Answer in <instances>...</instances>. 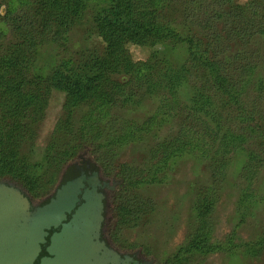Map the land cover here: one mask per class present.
Here are the masks:
<instances>
[{
	"label": "trees",
	"instance_id": "trees-1",
	"mask_svg": "<svg viewBox=\"0 0 264 264\" xmlns=\"http://www.w3.org/2000/svg\"><path fill=\"white\" fill-rule=\"evenodd\" d=\"M0 5L5 6L0 13V178L9 176L38 190L37 180L15 163L27 136L15 122L43 109L52 89L64 96L65 110L45 147L47 164L54 168L63 167L83 147L106 166L115 148L140 141L142 132L150 133L168 119L177 120L170 135L149 149L156 164L150 160L151 167L138 177L136 168L120 171L124 190L117 199L128 188L159 181L151 168H163L183 153L207 158L213 177H224L233 156L241 155L237 176L244 183L236 200V228L224 240L212 239V187L193 202L187 239L166 263L189 264L211 252L230 258L264 254V231L243 239L237 229L255 216L260 200L251 180L264 160V63L252 46L264 38V0H250L248 6L232 0H0ZM166 7L179 15L171 17ZM78 24L88 31L76 41ZM91 32L105 43L102 53L84 44ZM5 33L10 35L6 41ZM127 43L151 48L149 57L132 59ZM43 45L58 50L46 74L36 59ZM175 47L185 50L177 67L169 61ZM122 72V79L114 77ZM145 98L157 103L147 119L124 120L120 111ZM80 107L85 111L75 125L72 116ZM128 199L120 200L119 209L142 214L146 200L135 194Z\"/></svg>",
	"mask_w": 264,
	"mask_h": 264
},
{
	"label": "rangeland",
	"instance_id": "rangeland-1",
	"mask_svg": "<svg viewBox=\"0 0 264 264\" xmlns=\"http://www.w3.org/2000/svg\"><path fill=\"white\" fill-rule=\"evenodd\" d=\"M232 2L235 5L248 6L250 0H232ZM165 9L171 17L179 15L178 11H174V8L166 7ZM0 13H5L4 5H0ZM179 29L183 31L185 28L180 27ZM84 31H88V29L86 30L83 24H78L75 29L76 37L73 39L76 40L77 35L82 34ZM5 36L6 41L10 35L5 33ZM84 42L91 52L102 53L104 51L105 43L96 32L89 33L87 40ZM77 46V43H74V47ZM252 47L258 49L261 63H264V38L259 41V44ZM125 49L134 60H145L151 52V48L133 43H127ZM57 52V49L54 50L48 45L38 48L37 66L41 68L43 74L49 72L52 61L57 57ZM184 56V47H175L170 51V65L177 67ZM261 71L264 76V67ZM123 76V72L114 75L119 80ZM63 101L64 96L61 92L52 89L47 103L42 104L43 109L35 110L36 112L32 110L29 113L31 118L21 117L15 122L19 123L18 128H16L21 133L25 132L27 134L17 150V157H14L15 163L17 165L22 164L26 175L33 180H37L39 185H36V187H40L39 191L46 190L48 186L59 183L68 165L79 155L84 154L85 157L96 162L95 157L97 154L91 152L89 148L83 147L76 157L61 168H54V166L47 164L49 162L45 159V147L49 140H52V133L65 115ZM156 104V99L149 100L145 98L141 105L128 106V109L123 108L120 114L124 120H132V118L140 119V121L146 120L153 112L152 110L156 107ZM80 108L72 116L75 125L85 111V108ZM2 110L3 105L0 102V112ZM176 124L177 120L168 119L160 128H152L150 133L142 132L144 138L140 141L128 142L117 149L115 148V155L113 153L112 155L108 154L109 161L106 166L98 163L101 174L104 178L109 179V184L114 186V180L116 181L114 190L107 191L109 199L107 222L114 241L124 249L141 250L144 255L154 260V264H170L166 263V260L187 239L193 219V202L199 195L207 193L210 188L215 187L216 189L212 192L213 198L216 192L212 216V239L224 240L232 228H236L238 222L236 200L239 185L244 183L237 176L242 163L240 162L241 155L233 156L224 177H213L207 166V158L198 156V153L190 155L183 153L181 157L170 161L167 166L162 165L163 168H151L152 171L158 173L159 181L153 182V184H144L134 189L128 188L129 192L124 195V198L117 199V194L124 190V187H121L120 171L124 168H128V170L136 168L135 177H138L147 171V167H151L150 160L152 164H156L157 159H150L149 149L162 140L163 137L170 135ZM101 150L102 148L99 149V151ZM1 157L2 154H0ZM0 181L20 184L11 181L9 176L0 178ZM251 181L254 193L260 200L255 216L248 218L246 223L237 226L238 234L243 239L253 238L264 231V160L259 163V170ZM133 194L146 200V205L142 208V214L127 215L119 209L120 200L128 203L130 200L128 198ZM262 254L251 258L244 256L242 258H230L220 252H211L193 257V260H189L191 261L189 264H264V254ZM187 263V261L182 262V264Z\"/></svg>",
	"mask_w": 264,
	"mask_h": 264
},
{
	"label": "water",
	"instance_id": "water-1",
	"mask_svg": "<svg viewBox=\"0 0 264 264\" xmlns=\"http://www.w3.org/2000/svg\"><path fill=\"white\" fill-rule=\"evenodd\" d=\"M81 163L84 169L74 163L66 168L56 192L35 212L29 211L27 198L12 183L0 182V264H32L45 229L65 219V212L80 199L83 202L69 222L51 237L54 257L42 259L41 264H89L90 233L98 230L104 219L105 199L96 186L108 185V180L101 182L99 168L89 158ZM87 163L92 173L88 177ZM85 184L92 188L82 191Z\"/></svg>",
	"mask_w": 264,
	"mask_h": 264
},
{
	"label": "flooded vegetation",
	"instance_id": "flooded-vegetation-1",
	"mask_svg": "<svg viewBox=\"0 0 264 264\" xmlns=\"http://www.w3.org/2000/svg\"><path fill=\"white\" fill-rule=\"evenodd\" d=\"M87 158L88 157H85L84 154H81L78 158L74 159L69 165L74 163L76 165H79L80 169H84L81 162L82 160ZM89 160L94 163V161H92L90 158ZM95 164L99 168V165L96 162ZM89 166V163H87L85 166L87 177L92 174L91 170L88 169ZM97 176L101 180V182L108 180V185L96 186L98 191L103 194L105 199L104 219L101 222L99 229L90 233L91 239L88 243L89 253H87L89 264H154V260L144 255L141 250L124 249L114 241L107 222L109 211V199L107 191H113L115 185L111 186L109 184V179L103 177L100 168L98 170ZM0 182L12 183V186L18 189V191H20L27 198L29 202L28 206L30 212H35L37 208L41 207L43 203L47 199H49L59 187V183H57L52 186H48V189L46 190L39 191V186L36 187V189L38 190H32V186L16 184L9 181ZM85 188L91 189L92 187L85 184L82 188V191H84ZM79 198H81V194H79ZM82 202V199L77 201L75 206L71 208L69 212H65V219H62L57 224H51L48 228L45 229L46 234L44 235V241L40 244V250L32 264H41L42 259L54 257V254L50 253L52 235L61 231L63 225L69 222L76 208L81 205Z\"/></svg>",
	"mask_w": 264,
	"mask_h": 264
}]
</instances>
